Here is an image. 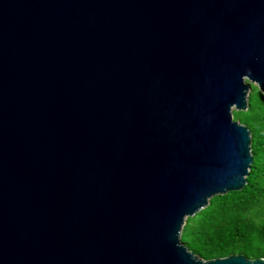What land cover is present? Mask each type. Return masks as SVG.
I'll use <instances>...</instances> for the list:
<instances>
[{
    "label": "water",
    "instance_id": "1",
    "mask_svg": "<svg viewBox=\"0 0 264 264\" xmlns=\"http://www.w3.org/2000/svg\"><path fill=\"white\" fill-rule=\"evenodd\" d=\"M264 0H0V264L205 260L188 217L238 190Z\"/></svg>",
    "mask_w": 264,
    "mask_h": 264
},
{
    "label": "trees",
    "instance_id": "2",
    "mask_svg": "<svg viewBox=\"0 0 264 264\" xmlns=\"http://www.w3.org/2000/svg\"><path fill=\"white\" fill-rule=\"evenodd\" d=\"M232 114L249 131L253 162L241 188L210 198L182 228V243L205 260L264 258V94L251 85L246 108Z\"/></svg>",
    "mask_w": 264,
    "mask_h": 264
},
{
    "label": "rangeland",
    "instance_id": "3",
    "mask_svg": "<svg viewBox=\"0 0 264 264\" xmlns=\"http://www.w3.org/2000/svg\"><path fill=\"white\" fill-rule=\"evenodd\" d=\"M245 82L250 84V88H249L248 91H247V97H248V95H249V93H250V90H251V85H255L257 88H258V86H257L255 83L250 82L248 79H245ZM258 89H259V88H258ZM233 111H237V110H236L235 108H233V109H232V112H233Z\"/></svg>",
    "mask_w": 264,
    "mask_h": 264
}]
</instances>
